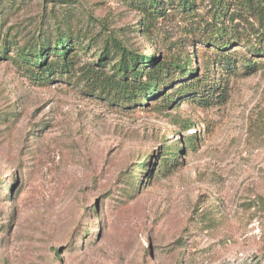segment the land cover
<instances>
[{"label": "rangeland", "instance_id": "rangeland-1", "mask_svg": "<svg viewBox=\"0 0 264 264\" xmlns=\"http://www.w3.org/2000/svg\"><path fill=\"white\" fill-rule=\"evenodd\" d=\"M195 1L146 20L142 0H0V264H264V58H249L251 28L231 49L255 70L232 76L219 106H134L101 86L119 80V47L162 60L194 47L203 74L211 49L194 32L211 9ZM57 37L72 45L68 71L52 68ZM34 46L49 80L20 57Z\"/></svg>", "mask_w": 264, "mask_h": 264}, {"label": "trees", "instance_id": "trees-1", "mask_svg": "<svg viewBox=\"0 0 264 264\" xmlns=\"http://www.w3.org/2000/svg\"><path fill=\"white\" fill-rule=\"evenodd\" d=\"M195 2V0H142L139 2V9L146 20L154 17L165 18L167 10L171 9L182 16H187L192 14L191 10ZM209 5L211 9L209 20L198 22L194 32L200 30L201 36H198V42L205 48L211 49V52L202 56L203 74L200 75L194 67L196 58L194 47L191 57L187 59L185 56L183 59L179 57L166 60L160 59L155 54L138 58L137 54L119 47L117 53L120 55V60L116 63L119 80H102L101 86L113 89L115 95L129 99L134 106L146 104L151 99H156L166 108H175L182 103L201 110L221 105L228 97L231 77L238 71L245 72V75L252 73L255 70L252 68L257 65L255 62L250 63V60L240 65L242 58L238 56V52L231 49L238 41L239 33L244 32L247 26L251 28L250 37L246 42L249 58H264V0H209ZM250 18L254 23L249 21ZM65 37L55 38L54 42L57 46L50 49L51 53L62 59L60 65L56 64L52 67L54 70L70 69L69 54L72 45H66ZM39 47L26 48L25 53L20 57H25L22 59L31 64L34 60L36 77L45 81L53 74L50 72L51 68L45 66L47 54H44L43 47ZM2 52L4 55L6 48L3 47ZM128 80L129 83H125ZM88 81L94 79L90 78ZM194 130L196 133V129ZM188 139L192 143V141L198 142L199 138L194 135Z\"/></svg>", "mask_w": 264, "mask_h": 264}]
</instances>
